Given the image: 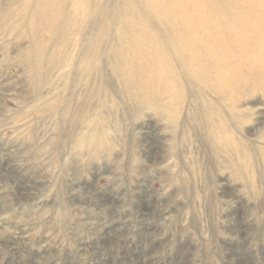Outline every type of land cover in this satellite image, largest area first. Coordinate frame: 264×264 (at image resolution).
Segmentation results:
<instances>
[{
  "label": "rangeland",
  "instance_id": "obj_1",
  "mask_svg": "<svg viewBox=\"0 0 264 264\" xmlns=\"http://www.w3.org/2000/svg\"><path fill=\"white\" fill-rule=\"evenodd\" d=\"M260 9L0 0V264H264Z\"/></svg>",
  "mask_w": 264,
  "mask_h": 264
},
{
  "label": "bare ground",
  "instance_id": "obj_2",
  "mask_svg": "<svg viewBox=\"0 0 264 264\" xmlns=\"http://www.w3.org/2000/svg\"><path fill=\"white\" fill-rule=\"evenodd\" d=\"M262 3V2H261ZM262 5L263 4H261V7H262ZM256 8H258V7H256ZM256 8H255V11H256ZM264 11V10H263ZM260 13L263 15L262 17H258V15L256 14V18H257V20L256 19H254V17L253 16H250L248 19H245V20H240V22H237V23H235V24H233L230 20H227V19H223V21H221V24L219 25V26H221V25H227V31H228V33H229V35L230 34H232V33H235V32H237L238 30H241V31H245V33H247L249 36L250 35H252V32H253V30H254V28L255 27H257V26H264V21H260L259 22V20L260 19H264V12H262V10L260 9ZM185 22H187V21H185ZM262 24V25H261ZM217 28H223L222 26L221 27H217ZM212 30H215L216 28H211ZM194 32V31H193ZM264 34V32H262V34L261 35H263ZM231 36V35H230ZM226 42H229V41H226ZM250 45H251V47H256L255 49H256V53L258 54V55H261V56H263L264 57V48H261V47H257L256 46V44H255V42H253V41H251L250 40ZM196 42H195V40H193V39H189L188 41H187V48L190 50V55L192 54V55H195L196 53H195V50H191V48L194 46V44H195ZM245 47V49H251L250 47H249V44H247V45H245L244 46ZM187 49V50H188ZM258 63L260 64V66H263L264 67V62H261V61H258Z\"/></svg>",
  "mask_w": 264,
  "mask_h": 264
}]
</instances>
